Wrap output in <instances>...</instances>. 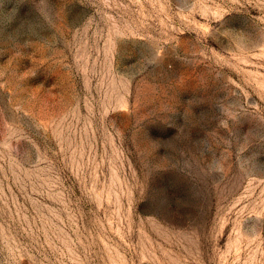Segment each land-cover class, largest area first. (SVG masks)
I'll return each instance as SVG.
<instances>
[{
  "label": "rangeland",
  "instance_id": "374dc122",
  "mask_svg": "<svg viewBox=\"0 0 264 264\" xmlns=\"http://www.w3.org/2000/svg\"><path fill=\"white\" fill-rule=\"evenodd\" d=\"M0 264H264V0H0Z\"/></svg>",
  "mask_w": 264,
  "mask_h": 264
}]
</instances>
